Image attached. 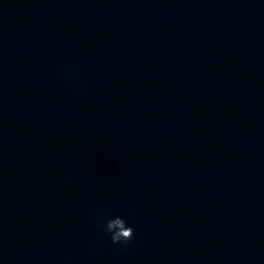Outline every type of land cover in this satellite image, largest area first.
I'll return each instance as SVG.
<instances>
[{
    "label": "water",
    "instance_id": "1",
    "mask_svg": "<svg viewBox=\"0 0 264 264\" xmlns=\"http://www.w3.org/2000/svg\"><path fill=\"white\" fill-rule=\"evenodd\" d=\"M0 264H264V0H0Z\"/></svg>",
    "mask_w": 264,
    "mask_h": 264
},
{
    "label": "clouds",
    "instance_id": "2",
    "mask_svg": "<svg viewBox=\"0 0 264 264\" xmlns=\"http://www.w3.org/2000/svg\"><path fill=\"white\" fill-rule=\"evenodd\" d=\"M97 231H103L106 234H110V238L113 244H119L121 242H128L133 239L134 229L128 225L127 221L119 215H116L107 220H100L96 224Z\"/></svg>",
    "mask_w": 264,
    "mask_h": 264
}]
</instances>
